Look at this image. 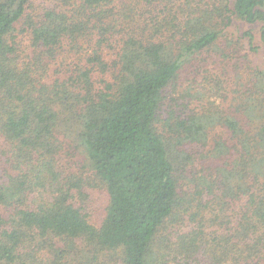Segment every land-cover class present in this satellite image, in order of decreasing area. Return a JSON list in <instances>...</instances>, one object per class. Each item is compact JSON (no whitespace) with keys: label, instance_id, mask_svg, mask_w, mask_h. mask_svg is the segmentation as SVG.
Listing matches in <instances>:
<instances>
[{"label":"trees","instance_id":"trees-1","mask_svg":"<svg viewBox=\"0 0 264 264\" xmlns=\"http://www.w3.org/2000/svg\"><path fill=\"white\" fill-rule=\"evenodd\" d=\"M134 1L122 6L134 26L121 37L115 35L121 32L116 0H65L69 10L47 9L29 23L34 54L26 62L16 54L13 32L31 0H0L1 153L16 170L0 180V263L66 264L87 248L92 260L120 254L125 264H154L153 254L174 247L191 256L204 252L209 264H264V119L248 127L219 109L186 114L187 103L178 115H161L168 89L178 87L184 69L199 72L200 55L234 43L224 35L234 18L258 23L264 45V0ZM141 6L149 8L155 26L135 19ZM139 13L143 17L145 9ZM94 28L101 37L88 52L79 41ZM64 41L84 54L67 78L52 80L47 60L63 51ZM106 46L117 50L113 60ZM254 77L247 115L257 118L264 69H255ZM180 95L193 97L188 87ZM218 121L236 144L219 139L211 151L223 162L216 164L217 183L208 185L200 171L193 190H183L181 180L194 166L185 146L206 145ZM77 149L86 154L88 174L72 170L69 158ZM233 149L232 162L227 157ZM92 181L106 192L98 223L84 202L85 182ZM206 193L220 194L229 207L220 231L208 232L207 222L199 221ZM187 219L195 222L192 229H184ZM172 222L179 232L164 238L161 232Z\"/></svg>","mask_w":264,"mask_h":264},{"label":"rangeland","instance_id":"rangeland-1","mask_svg":"<svg viewBox=\"0 0 264 264\" xmlns=\"http://www.w3.org/2000/svg\"><path fill=\"white\" fill-rule=\"evenodd\" d=\"M80 1L81 0L78 2L79 4ZM134 2V0H116L114 5V16L115 19L119 21L120 26L118 29H121V32H115L116 37L125 35L124 29H131L134 26L132 23L134 20L125 18V12L123 11L124 8L122 7L125 5H131ZM111 6H113V4ZM143 7L144 6H141L140 9L134 11L135 19H138L139 21L146 18V24L152 23V25L155 26L157 23L152 19L151 15L148 14L149 8L147 6L145 8ZM49 8L69 10L72 8V5L70 3L67 4L65 0H31L24 17L17 24L16 31L13 32L16 35L14 40L17 46L16 54L20 55V58L26 62L30 60L33 62L32 58L34 54V48L31 41L32 29L29 26V23L39 20ZM144 9V16L139 17V12H142ZM158 17L161 18L162 14L159 13ZM124 18L125 23L122 24ZM259 27L260 25L258 23H250L240 18H234L224 32L225 36L234 39V43L224 44L222 47L223 52L220 50H207L206 53L200 55L203 58L197 63L199 72H197L195 68H190L189 70L184 69L181 73V81L178 87L175 88V90L171 89V87L168 89V98L165 100L161 111L162 118L164 119L168 115V112H173V110L175 111V115H178V113L181 112V109L185 107L183 104L187 103L189 106L185 108L186 114L194 109L201 113L205 111L204 114L208 115L209 113H212L214 109H219L225 114L238 116L241 120L246 121L248 127H254L258 123H262V119H264V103L258 104L256 108L257 118L248 117L247 115V107L250 108V106H254V102L251 98L253 90L257 85V79L254 77V70L264 69V45L259 37ZM165 28H167V26H165ZM93 31L92 36L88 39L79 41L82 46L88 47V52L96 47L97 41L99 37H101L98 29L94 28ZM147 32L153 33L150 28ZM164 33L165 35L168 34L166 31ZM159 37H161V35ZM70 45L73 44L64 41L63 51L56 54L54 58L48 60L45 59L48 61L49 75L52 80L57 77L67 78V75L72 72L71 68H73L74 63L79 62V56L84 54L82 50H72ZM104 51L108 53L107 59L113 60L116 58L117 50L114 47L106 46ZM109 74L110 73L107 75L109 76ZM107 75L105 74L106 77H108ZM187 87L191 89L193 97H190L189 99H187L188 97L181 98V91ZM257 100L258 99L255 98V102H257ZM216 106L219 107L215 108ZM208 136L209 138L206 145L201 143H187L185 146V150L192 155L191 158L194 166L193 168H191V166L188 167V178L181 180L183 190H193L195 187L193 183L197 182V176L200 171L207 176L208 185L211 183H217L218 167L216 164L218 163L222 165L223 162L221 163L219 161L221 159L215 157L211 151L219 139H228L231 143L236 144V140L232 137L230 130L219 121L210 126ZM67 139L69 142L74 140L71 137H68ZM1 142L2 140L0 138V145ZM3 149L4 148L1 145L0 180H6L7 173L16 172L15 169L13 170L11 164L6 163V157L1 153L3 152ZM66 153L67 149H65L63 153L65 159L69 156ZM236 153L237 151L233 149L231 155L228 156L227 159L232 162L235 161L234 159L237 157ZM85 159L86 154L81 149L73 151L69 160L71 161L72 170L75 173L88 174L87 169L83 168V165L86 164ZM208 174L210 179L208 178ZM248 180L252 182L253 178L249 177ZM93 183H95V185ZM93 183L89 184L85 182V189L88 196L84 202L92 221L98 223L104 214L106 192L100 183ZM205 196V202H208V205L203 212L204 217L199 219V221L203 222L205 220L207 222L206 225L208 227V232L211 230L220 231L224 227V222L226 223L228 220L229 207L223 200V197L218 193H216V197L208 194ZM194 206L196 205L194 204ZM195 210L196 209L192 208L187 215L191 216V212ZM231 210L235 215L240 212L237 202H232ZM216 215L218 217L215 219ZM186 223L187 225L184 229H192V226L195 225V222H191L189 219L186 220ZM176 224L177 222L168 224V228L161 232V234L166 236H163L164 238L174 237L179 232L178 229L175 230V228H178V225ZM164 253H167L165 256L166 259L163 257ZM93 254L94 252L92 249L86 248L85 252H78L77 254L70 256L66 264H125L123 261L124 258H121L120 254L118 256H113L112 258L100 254L97 259L92 260L91 256ZM152 256L154 258V264H163L164 261H167L168 264H209L207 259L209 258L208 254L204 252H201L196 256H191L183 253L181 249L175 250L174 247L167 249V251L161 250V252L156 255L153 254Z\"/></svg>","mask_w":264,"mask_h":264}]
</instances>
